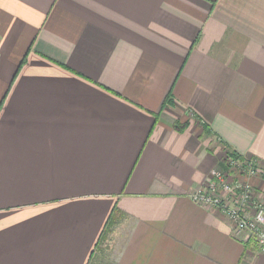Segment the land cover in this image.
I'll use <instances>...</instances> for the list:
<instances>
[{
  "label": "crops",
  "instance_id": "obj_1",
  "mask_svg": "<svg viewBox=\"0 0 264 264\" xmlns=\"http://www.w3.org/2000/svg\"><path fill=\"white\" fill-rule=\"evenodd\" d=\"M224 149L264 205V0H0V264H87L115 210L114 264H264L190 199Z\"/></svg>",
  "mask_w": 264,
  "mask_h": 264
},
{
  "label": "built area",
  "instance_id": "obj_2",
  "mask_svg": "<svg viewBox=\"0 0 264 264\" xmlns=\"http://www.w3.org/2000/svg\"><path fill=\"white\" fill-rule=\"evenodd\" d=\"M229 166L231 178L226 172ZM258 167L254 159L236 161L227 158L224 169L213 170L205 184L190 195V199L200 207L219 210L232 225L236 238L247 234L254 240L259 252L264 254V205L255 200L253 187L248 181L258 174Z\"/></svg>",
  "mask_w": 264,
  "mask_h": 264
},
{
  "label": "trees",
  "instance_id": "obj_3",
  "mask_svg": "<svg viewBox=\"0 0 264 264\" xmlns=\"http://www.w3.org/2000/svg\"><path fill=\"white\" fill-rule=\"evenodd\" d=\"M172 98H171V91L168 92L165 101L163 102V105H171L172 104ZM188 125V121L185 122H179L177 121L174 124V129L176 131H182L184 130ZM202 129L207 132V127L202 124ZM225 150V149H224ZM233 158L236 161H241L243 158L238 155L236 152H232L230 150H225L223 163L226 161V159ZM117 211V210H115ZM115 211L112 212V214L108 217L106 224L102 230V233L100 234L92 252L90 253L89 259L87 264H114L111 259L109 258L108 254L105 252V249L102 248L103 243L106 239L107 234L111 230L112 224L115 222Z\"/></svg>",
  "mask_w": 264,
  "mask_h": 264
},
{
  "label": "rangeland",
  "instance_id": "obj_4",
  "mask_svg": "<svg viewBox=\"0 0 264 264\" xmlns=\"http://www.w3.org/2000/svg\"><path fill=\"white\" fill-rule=\"evenodd\" d=\"M224 168H223V165L219 168V170H223ZM231 169V166H229L228 168H226V172L228 173V176L230 175V176H232L230 173H229V170ZM234 173V172H233ZM234 175H235V173H234ZM229 176V178H231ZM237 176V175H236ZM117 240H118V237H115V239H114V241L115 242H117ZM108 246H111L112 247V245L109 243V245Z\"/></svg>",
  "mask_w": 264,
  "mask_h": 264
}]
</instances>
